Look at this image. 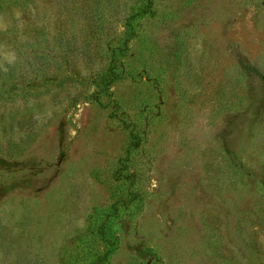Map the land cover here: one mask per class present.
<instances>
[{
    "label": "rangeland",
    "instance_id": "1",
    "mask_svg": "<svg viewBox=\"0 0 264 264\" xmlns=\"http://www.w3.org/2000/svg\"><path fill=\"white\" fill-rule=\"evenodd\" d=\"M143 2L0 0V264H264V0Z\"/></svg>",
    "mask_w": 264,
    "mask_h": 264
},
{
    "label": "trees",
    "instance_id": "2",
    "mask_svg": "<svg viewBox=\"0 0 264 264\" xmlns=\"http://www.w3.org/2000/svg\"><path fill=\"white\" fill-rule=\"evenodd\" d=\"M150 0H146L144 3H139L137 6L133 5L135 13L139 14L149 7ZM130 33V25L126 24L125 35L126 38ZM138 147L137 142L130 144V150H134ZM129 151H127L128 153ZM125 170L120 174V178L127 181L129 175ZM127 208V200L119 199L114 201L110 205V212L105 216L102 225L97 228L88 224V237H78L75 241L74 249L72 252L67 253L65 258L59 262V264H105L109 259L110 254L116 249L115 245V229L119 218V211ZM115 228V229H114Z\"/></svg>",
    "mask_w": 264,
    "mask_h": 264
}]
</instances>
